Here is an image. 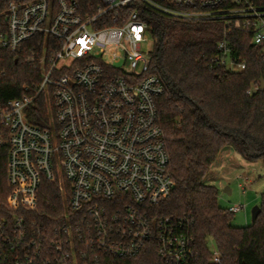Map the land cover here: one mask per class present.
<instances>
[{"label": "built area", "instance_id": "1", "mask_svg": "<svg viewBox=\"0 0 264 264\" xmlns=\"http://www.w3.org/2000/svg\"><path fill=\"white\" fill-rule=\"evenodd\" d=\"M144 10L182 22H215L222 38L212 67L246 70L235 56L244 35L264 62L262 0H28L8 5L0 49L41 70L31 96L0 105V146L7 147L11 197L0 213V264H116L155 247L165 264H195L193 239L181 221L152 216L174 181L155 100L151 38ZM239 40V39H238ZM260 82L249 89L251 95ZM25 91H28L26 88ZM42 95L47 127L29 122ZM43 182L61 194V215L36 224ZM233 215L243 206L228 209ZM5 212V213H4ZM219 264L217 250L210 251Z\"/></svg>", "mask_w": 264, "mask_h": 264}, {"label": "trees", "instance_id": "2", "mask_svg": "<svg viewBox=\"0 0 264 264\" xmlns=\"http://www.w3.org/2000/svg\"><path fill=\"white\" fill-rule=\"evenodd\" d=\"M25 1L0 0V35L6 32L8 5ZM78 1L86 8L97 0ZM143 13L155 40L151 73L158 76L164 90L155 106L174 181L170 196L149 214L184 224V231L193 239L195 264H214L210 239L219 254V264H264V194L257 219L248 227L237 228L232 225L233 214L219 206L216 187L205 182L226 148L248 163H264V90L260 84L259 90L246 94L254 84L264 81V62L247 37L235 35V56L244 59L246 70L231 74L212 67L211 54L222 38L220 23L182 22L150 10ZM32 43H25L20 55L0 49V105L31 96L40 84V68L27 60ZM47 119L45 100L40 95L29 122L45 128ZM6 163L7 147L0 146V213L12 193L6 182ZM62 200L54 185L43 182L29 219L46 227L61 215ZM114 262L165 264L153 246L133 259Z\"/></svg>", "mask_w": 264, "mask_h": 264}, {"label": "rangeland", "instance_id": "3", "mask_svg": "<svg viewBox=\"0 0 264 264\" xmlns=\"http://www.w3.org/2000/svg\"><path fill=\"white\" fill-rule=\"evenodd\" d=\"M205 182L216 187L220 207L243 206L241 212L233 215L234 227L243 228L252 224L251 211L261 204L264 194L263 161L248 163L231 148H226L217 157ZM208 247L210 251L215 250L211 239L208 240Z\"/></svg>", "mask_w": 264, "mask_h": 264}, {"label": "water", "instance_id": "4", "mask_svg": "<svg viewBox=\"0 0 264 264\" xmlns=\"http://www.w3.org/2000/svg\"><path fill=\"white\" fill-rule=\"evenodd\" d=\"M260 84H261V89L264 90V81L260 80ZM259 214H260V208L258 206L254 207L251 211L252 223L257 219Z\"/></svg>", "mask_w": 264, "mask_h": 264}]
</instances>
